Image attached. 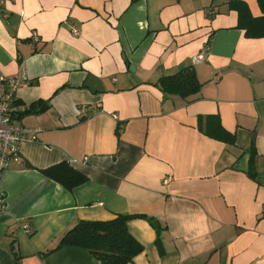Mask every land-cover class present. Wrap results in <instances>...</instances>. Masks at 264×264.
Wrapping results in <instances>:
<instances>
[{"label":"crops","instance_id":"0c3cea01","mask_svg":"<svg viewBox=\"0 0 264 264\" xmlns=\"http://www.w3.org/2000/svg\"><path fill=\"white\" fill-rule=\"evenodd\" d=\"M232 2L0 0V72L30 80L14 119L41 129L0 178V264H101L61 237L119 214L163 226L157 243L149 221H128L144 249L127 264H264V36L247 35ZM187 67L198 93L158 86ZM209 115L233 143L199 128ZM61 162L87 181L69 189L43 172Z\"/></svg>","mask_w":264,"mask_h":264},{"label":"trees","instance_id":"16d2710c","mask_svg":"<svg viewBox=\"0 0 264 264\" xmlns=\"http://www.w3.org/2000/svg\"><path fill=\"white\" fill-rule=\"evenodd\" d=\"M264 11V0H258ZM232 7L239 12V25L246 28L247 35L260 37L264 36V16L255 18L249 13L247 5L239 1L232 2ZM158 86L165 93L178 94L183 98L198 93L201 83L196 77L193 67L181 69L175 74L163 76L157 82ZM41 102L31 105L28 112L33 111ZM39 109H35L38 111ZM199 128L215 139L234 142V136L222 125L220 118L216 115H209L202 118ZM122 126H118L117 134L121 135ZM255 151L252 148L249 174L254 177L253 157ZM43 172L72 189L87 181V176L73 168L67 162L55 164ZM133 218H143L155 228L157 232V243H160L163 226L157 218L146 214H119L110 220H79L74 226L67 230L61 237L59 246L75 245L89 249L100 261L101 264H127L141 253L144 246L130 233L128 221Z\"/></svg>","mask_w":264,"mask_h":264},{"label":"built area","instance_id":"2783aa9c","mask_svg":"<svg viewBox=\"0 0 264 264\" xmlns=\"http://www.w3.org/2000/svg\"><path fill=\"white\" fill-rule=\"evenodd\" d=\"M214 11L210 10L212 15ZM77 33V30H74ZM33 39L39 40V34L33 32ZM207 50L192 56L193 64L205 61ZM30 83L24 72L12 76H5L0 72V178L11 162L22 163L21 144L25 141L36 140L41 132L40 128L30 127L14 119L17 90ZM79 115H87L85 108L79 109ZM5 207V195L0 190V208ZM26 232L31 233L28 225H24Z\"/></svg>","mask_w":264,"mask_h":264}]
</instances>
